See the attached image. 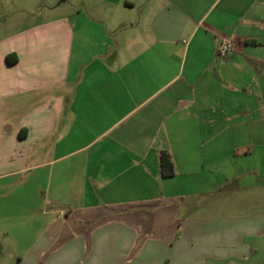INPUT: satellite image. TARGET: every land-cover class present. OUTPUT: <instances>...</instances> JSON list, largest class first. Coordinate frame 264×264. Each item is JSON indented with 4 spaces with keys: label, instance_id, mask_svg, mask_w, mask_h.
<instances>
[{
    "label": "crops",
    "instance_id": "obj_1",
    "mask_svg": "<svg viewBox=\"0 0 264 264\" xmlns=\"http://www.w3.org/2000/svg\"><path fill=\"white\" fill-rule=\"evenodd\" d=\"M0 231V264H264V0H0Z\"/></svg>",
    "mask_w": 264,
    "mask_h": 264
},
{
    "label": "trees",
    "instance_id": "obj_2",
    "mask_svg": "<svg viewBox=\"0 0 264 264\" xmlns=\"http://www.w3.org/2000/svg\"><path fill=\"white\" fill-rule=\"evenodd\" d=\"M7 60L12 61L10 55H7ZM159 173L161 176H170L174 174V167L169 152L161 150L159 152Z\"/></svg>",
    "mask_w": 264,
    "mask_h": 264
},
{
    "label": "rangeland",
    "instance_id": "obj_3",
    "mask_svg": "<svg viewBox=\"0 0 264 264\" xmlns=\"http://www.w3.org/2000/svg\"><path fill=\"white\" fill-rule=\"evenodd\" d=\"M3 189H6V188H3ZM28 190H29V188L27 187L26 183L25 184H20L19 186L17 185V187L14 186L13 189H12V187H10L9 189H6V191H8V192L15 191L16 193H19V194H24V193L28 192ZM7 200H9V199H6L5 201H7ZM24 201H26V199L25 200H20L19 198H16V200L14 201V202H18V204H19L18 207L20 209L19 211L21 213H23L24 208H25L22 205V202H24ZM55 205H57V204H55ZM57 207H60V204H58ZM6 233H12V232H10V231H8V232L7 231H0V240H4V238L6 237L5 235H7ZM15 233H17V231L15 232V230H14V234ZM262 257H263V254H262V256L260 255V259Z\"/></svg>",
    "mask_w": 264,
    "mask_h": 264
},
{
    "label": "built area",
    "instance_id": "obj_4",
    "mask_svg": "<svg viewBox=\"0 0 264 264\" xmlns=\"http://www.w3.org/2000/svg\"><path fill=\"white\" fill-rule=\"evenodd\" d=\"M232 47L233 45L230 38H222L221 40H218L216 43L215 59L223 62L231 52Z\"/></svg>",
    "mask_w": 264,
    "mask_h": 264
}]
</instances>
